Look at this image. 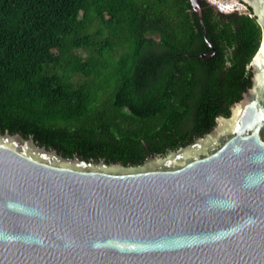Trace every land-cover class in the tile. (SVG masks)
I'll return each mask as SVG.
<instances>
[{
	"label": "trees",
	"instance_id": "16d2710c",
	"mask_svg": "<svg viewBox=\"0 0 264 264\" xmlns=\"http://www.w3.org/2000/svg\"><path fill=\"white\" fill-rule=\"evenodd\" d=\"M202 7L206 33L191 0H0L1 133L124 167L209 134L263 32L251 9Z\"/></svg>",
	"mask_w": 264,
	"mask_h": 264
},
{
	"label": "water",
	"instance_id": "95a60500",
	"mask_svg": "<svg viewBox=\"0 0 264 264\" xmlns=\"http://www.w3.org/2000/svg\"><path fill=\"white\" fill-rule=\"evenodd\" d=\"M221 1L263 38L252 87L193 144L124 167L0 131V264H264V0Z\"/></svg>",
	"mask_w": 264,
	"mask_h": 264
},
{
	"label": "rangeland",
	"instance_id": "374dc122",
	"mask_svg": "<svg viewBox=\"0 0 264 264\" xmlns=\"http://www.w3.org/2000/svg\"><path fill=\"white\" fill-rule=\"evenodd\" d=\"M208 1V0H207ZM210 1H212V3H215V4H217L218 5V2H216L215 0H210ZM211 4V3H210ZM211 5H213V4H211ZM214 7H215V9L216 10H218V7L216 6V5H213ZM222 6H224V4L223 5H219V7L222 9L223 7ZM226 6V5H225ZM226 10V9H225ZM234 10H238V11H236V12H244L245 10H247L246 9V7L243 5V4H239V5H236V9H234ZM227 11V10H226ZM228 12V11H227ZM232 13V12H231ZM252 70V69H251ZM233 111V110H232ZM159 158H161V157H159ZM152 160V159H151Z\"/></svg>",
	"mask_w": 264,
	"mask_h": 264
},
{
	"label": "bare ground",
	"instance_id": "6f19581e",
	"mask_svg": "<svg viewBox=\"0 0 264 264\" xmlns=\"http://www.w3.org/2000/svg\"><path fill=\"white\" fill-rule=\"evenodd\" d=\"M215 1L218 2V5H220V6L224 4V6H222L223 7L222 10H224V11H226V10H228V11L234 10V7L236 5H238L236 3H225V2H223L221 0H215ZM225 4H228V5L225 6Z\"/></svg>",
	"mask_w": 264,
	"mask_h": 264
},
{
	"label": "clouds",
	"instance_id": "9594fccd",
	"mask_svg": "<svg viewBox=\"0 0 264 264\" xmlns=\"http://www.w3.org/2000/svg\"><path fill=\"white\" fill-rule=\"evenodd\" d=\"M208 2L211 3V4H213V5H216V6L218 7V11L225 13L224 10H222V9L219 7V5H217V4H215V3H212V1H210V0H208ZM225 5H228V4H225Z\"/></svg>",
	"mask_w": 264,
	"mask_h": 264
},
{
	"label": "built area",
	"instance_id": "2783aa9c",
	"mask_svg": "<svg viewBox=\"0 0 264 264\" xmlns=\"http://www.w3.org/2000/svg\"><path fill=\"white\" fill-rule=\"evenodd\" d=\"M235 7H236V6H235ZM235 7H234V9H236ZM227 11H228V10H227ZM227 11H224V12H225V13H231V12H236V11H238V10H231V11H228V12H227Z\"/></svg>",
	"mask_w": 264,
	"mask_h": 264
},
{
	"label": "flooded vegetation",
	"instance_id": "af4514ba",
	"mask_svg": "<svg viewBox=\"0 0 264 264\" xmlns=\"http://www.w3.org/2000/svg\"><path fill=\"white\" fill-rule=\"evenodd\" d=\"M250 9V8H249ZM258 22V21H257ZM253 61V60H252ZM251 64H252V62H251ZM251 64H250V67H251ZM251 69H252V67H251Z\"/></svg>",
	"mask_w": 264,
	"mask_h": 264
}]
</instances>
